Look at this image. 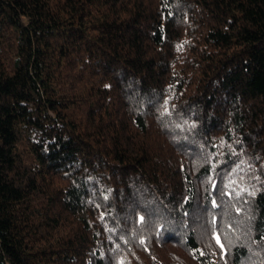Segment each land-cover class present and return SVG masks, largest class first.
Returning a JSON list of instances; mask_svg holds the SVG:
<instances>
[{
  "label": "trees",
  "instance_id": "obj_1",
  "mask_svg": "<svg viewBox=\"0 0 264 264\" xmlns=\"http://www.w3.org/2000/svg\"><path fill=\"white\" fill-rule=\"evenodd\" d=\"M0 264H264V0H0Z\"/></svg>",
  "mask_w": 264,
  "mask_h": 264
},
{
  "label": "snow or ice",
  "instance_id": "obj_2",
  "mask_svg": "<svg viewBox=\"0 0 264 264\" xmlns=\"http://www.w3.org/2000/svg\"><path fill=\"white\" fill-rule=\"evenodd\" d=\"M219 242V241H218Z\"/></svg>",
  "mask_w": 264,
  "mask_h": 264
}]
</instances>
